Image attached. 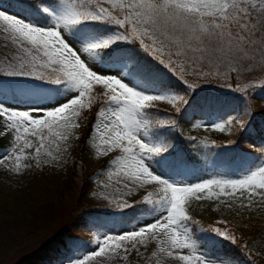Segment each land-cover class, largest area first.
Here are the masks:
<instances>
[{
    "label": "rangeland",
    "instance_id": "obj_1",
    "mask_svg": "<svg viewBox=\"0 0 264 264\" xmlns=\"http://www.w3.org/2000/svg\"><path fill=\"white\" fill-rule=\"evenodd\" d=\"M261 2H264V0L241 2L240 6L249 10V14L252 17L250 23L257 24L254 32L248 33V36L255 44L248 48L247 58H235L230 64L227 61L216 60L209 63L207 59L201 63L198 60L199 53L190 51L177 57L175 54L177 51L176 47L170 43L166 35L161 34L152 25H139L138 27L141 30L144 27H148L150 35L155 37V44L147 36L135 37L131 34L129 35L135 38L139 44L140 40L143 39L145 46L162 47V52H158L155 55L151 52L147 53L158 64H161V59L164 60L165 64L171 60L172 66L176 68L175 74L177 76L182 75L184 79L194 85L216 92L232 89L242 90L253 86L260 87L264 85V27L259 24L261 19L259 5ZM253 3L256 4L255 9L252 8ZM36 4L41 12H43V7L62 8L64 6L61 0H38ZM102 6L110 7L106 3L102 4ZM0 11H4L6 14L15 16L18 19H23L25 22H31L36 26L48 27L54 24L53 18L48 14L50 23L40 24L1 6ZM113 14L123 16V13L118 9ZM5 27L4 22L0 21V81L11 80L17 82L20 80L25 81L24 83L29 82L33 87H28V89L19 88L20 90L26 89L23 91L29 90L27 94L35 98V100L29 103H18L11 102L0 95V105L9 110L28 111L39 118L43 115V111L48 110L50 107L58 106L57 101L66 102L65 96L71 98L73 94L66 91V83L59 85L48 83L56 79L57 76L63 79L62 73L58 71L60 65H52L48 68L36 66V71L33 75H9L8 73L11 72H31L33 65L31 57L23 50L24 48H31V45L18 38L14 40L10 30L8 32L4 31ZM109 32L123 33L115 29ZM121 43L123 42L118 44ZM32 54L40 55L41 60L46 59L42 54L36 53L34 49ZM193 60L196 61V64L194 67L189 68L186 61L190 63ZM161 65L164 66V64ZM180 67L185 68L183 73H180ZM233 67L236 71L232 70ZM53 69L57 71H53ZM96 70L101 74L117 75L118 78L122 77L124 82L129 83V86L145 91L148 94L167 90L145 86L136 78L133 79L132 76L125 75L120 68L103 67V64L99 61L97 62ZM198 72L202 74H198ZM41 74H43L42 79L36 78ZM0 90L2 92H10L13 88L0 85ZM105 91L102 85H94L92 92L89 94L91 104L94 100H100L104 103L101 109L104 110L107 119L103 117L97 118L87 142L82 162L79 165H73L72 158L75 155V146L81 131V124L90 108L78 110L80 115L72 118L74 122L79 124V127L71 129L67 140H57L47 130H44L43 135L47 136L48 139L43 141L44 147L39 154L35 151L41 143L38 138L24 134L21 131L19 135H23L25 139L18 141L16 139L18 133L15 132L14 128L7 127L11 122L6 121L4 117H0V141L4 145L3 148H0V264L20 263L38 247L46 236L44 235L45 233L54 232L63 224L74 206L82 181L86 183L85 193L82 196L83 204L113 213L125 208L122 207L123 205H129L144 198L146 195L151 194L150 197L153 201L160 199L164 195L163 185L155 182L147 184L142 182L133 183L126 180L122 174L120 176L116 175L117 165L114 161H118L120 157L124 156V153L120 152L121 149L116 148L108 151L107 146L102 142L103 138H106L105 125L110 124L115 119L110 109L116 107V105L107 102ZM152 104V107L171 112L176 111L175 107L168 101H155ZM34 109H41L42 111L34 113ZM228 121L198 122L197 127L203 131L216 130L212 127L214 124H227ZM230 127L231 125L226 126L225 131L229 130ZM56 130L58 129H54V131ZM138 135L149 143L147 137L143 136V132L138 133ZM25 140L32 144L31 148L25 147ZM18 156L20 157L19 161H17ZM143 159L154 169L156 174H159L145 154ZM104 161H107L106 167L100 168ZM262 162H264V159L253 170L260 166ZM18 163L19 168L17 167ZM249 173L250 171L233 176L207 173L188 182L169 181L183 186L209 179L238 180ZM125 184H127V187H125ZM218 191V189H213V192ZM228 191L230 192L231 190L229 189ZM256 191L261 192L264 190ZM199 195L202 196L199 200L195 197L188 199L185 205L186 210L190 205H194L206 213H213L219 219L229 218L237 223L244 222L243 224H245L250 215L249 212L256 215L264 209V199L260 195L249 196L247 191L244 192L243 196L237 193L235 197H209L207 192ZM155 208L156 205H154L152 213L140 215L131 223L119 226L113 231L95 232L88 235V243L79 252L54 264H73L74 261L83 260L90 252L98 251L101 244L105 246V253L100 257H90L85 261V264H183L178 259L179 255H202L205 257L201 253H193L191 249H171L166 243V237L160 232L148 233L145 237L137 238L134 242H121L122 247L116 251L109 249V245L105 243V237H115L126 231L138 230L145 226L146 223L154 222L156 218L166 215V212L156 211ZM38 215H43L46 222H48L47 228L41 233L33 230L32 219ZM251 237L249 250L255 258L256 264L258 261L264 260V229ZM133 244H135V247H133ZM162 249L164 250L162 251ZM169 251L173 253L171 256L168 254ZM205 260L206 264L207 261H215L216 264H225V262L226 264H236L229 259L223 258L211 259L205 257Z\"/></svg>",
    "mask_w": 264,
    "mask_h": 264
},
{
    "label": "snow or ice",
    "instance_id": "obj_2",
    "mask_svg": "<svg viewBox=\"0 0 264 264\" xmlns=\"http://www.w3.org/2000/svg\"><path fill=\"white\" fill-rule=\"evenodd\" d=\"M241 2L246 3L247 0H61L64 5L62 8L43 7L42 9L53 18V26L48 27L36 26L0 11V21L6 25L4 31L10 30L14 40L18 38L31 45V48L23 50L31 57L33 70L8 74L33 75L36 66L48 68L52 65H60L58 71L62 73L63 79L57 76L52 83L58 85L66 83V91L73 94L71 98L65 96L66 102L57 101L58 106L43 111V115L39 118L28 111L9 110L0 105V117L11 122L7 127L14 128L18 133L16 139L18 141L25 139L23 135H19L21 131L38 138L41 143L35 149L37 154L44 147L43 141L48 139L43 135L44 130L57 140H67L71 129L79 127L72 118L80 115L78 110L91 107L89 94L94 85H102L106 90L104 94L107 96V102L116 105L115 108L110 109L115 119L105 125L106 138H103L102 142L107 146L108 151L116 148L124 153L118 161H114L117 165L116 175L122 174L126 180L133 183L155 182L164 186V195L160 199L153 201L149 194L144 196L143 200L147 204L156 205L155 210L166 212V215L156 218L154 222L146 223L138 230L126 231L115 237H105V243L109 245L110 250L120 249L121 242H134L148 233L160 232L166 237V243L171 249H191L195 253V243L191 240L189 229L185 226V222L191 219L185 207L189 198L195 197L199 200L202 198L199 194L205 192L209 197H235L237 193L243 196L247 191L249 196L260 195L264 199V191H256L264 190V162L238 180L209 179L180 186L156 174L154 169L145 162L143 156L144 154L159 156L167 152L168 147L158 143H147L138 135L143 132L144 137L149 136L150 122L141 117L155 101H168L179 111L181 104L189 103L186 94L180 95L175 90L148 94L129 86L122 77L101 74L96 70L97 62L102 61L103 67L120 68L125 75L135 79L138 68L133 67L127 70V61L132 59V55L121 50L118 43L128 41L131 34L135 37L147 36L155 44V37L150 35L148 27L141 30L139 25H152L161 34L166 35L170 43L176 47L177 57L190 51L199 53L198 60L201 63L205 59L209 63L216 60L227 61L229 64L235 58L245 59L248 57V48L255 44L248 33L254 32L257 24L250 23L252 17L248 8L240 6ZM104 3L110 7H103ZM252 8H256L255 3L252 4ZM117 9L123 13L122 17L113 14ZM259 9L261 12L259 24L264 27V2L260 3ZM96 23L114 24L125 29V32L110 33L107 29L91 26ZM140 45L146 52H151L153 55L162 52V47L145 46L143 39L140 40ZM33 49L46 59L41 60L40 55H33ZM160 63L164 64L169 71L176 73L171 60L165 64L161 59ZM186 63L189 68H192L196 61L193 60L190 63L186 61ZM232 70L236 71L234 67ZM53 71L57 70L53 69ZM184 71L185 68L180 67V73ZM198 74L202 73L198 72ZM36 78L42 79L43 74ZM178 79L182 80L189 89L195 87L182 75H178ZM33 111L36 113L42 110L34 109ZM101 117L107 119L103 109L97 115L98 119ZM156 123L160 127L176 125L175 120H158ZM233 123L240 127L244 126L242 118L234 117L227 124L217 123L212 127L222 132L226 126ZM54 129L58 130L54 131ZM25 147L31 148L32 144L25 140ZM19 160L18 156L17 161ZM17 167L19 168V163ZM214 188L219 191L213 192ZM122 207L131 206L123 205ZM212 231L225 240L236 242L235 237L226 231L219 229H212ZM105 251L104 244H101L98 251L90 252L83 260L74 261L73 264H85L90 257H100ZM168 254L171 256L173 253L169 251ZM178 259L183 264H206L205 257L202 255H179ZM207 264H216V262L207 261Z\"/></svg>",
    "mask_w": 264,
    "mask_h": 264
},
{
    "label": "trees",
    "instance_id": "obj_3",
    "mask_svg": "<svg viewBox=\"0 0 264 264\" xmlns=\"http://www.w3.org/2000/svg\"><path fill=\"white\" fill-rule=\"evenodd\" d=\"M38 0H0V6L18 13L30 21L40 24L50 23L47 14L37 7ZM92 27L125 32L118 26L93 24ZM118 47L132 55L127 61L128 70L138 68L135 78L145 86L178 91L185 95L188 104H181L179 111H167L151 107L145 111L142 119L148 120L150 144H162L168 147L167 152L159 156L145 154L155 170L167 180L188 182L203 174H223L225 176L241 175L253 170L264 159V85L248 87L242 90L212 91L195 85L189 89L178 76L153 60L140 46L139 42L129 35L126 42ZM102 64V61H99ZM1 80L0 85L13 88L0 95L11 102L29 103L35 100L30 97L29 82ZM52 83V82H48ZM24 87L26 89L20 90ZM220 91V90H217ZM104 103L94 100L81 124L77 138L73 165H79L86 151L87 142L97 121V115ZM242 118L244 126L235 123L227 131H203L197 127L198 122H214ZM158 120H175V127H160ZM4 145L0 141V148ZM122 153V151L120 150ZM107 161L101 164L105 168ZM85 175V174H82ZM86 183L81 182L74 206L66 220L54 232L46 235L38 247L18 264H54L63 261L79 252L88 243V235L95 232L113 231L117 227L131 223L140 215L152 213L153 204H147L143 198L130 203L116 213L91 208L82 202ZM151 199V197H150ZM191 219L185 222L196 251L211 259H229L236 264H255V258L249 250V240L264 229V209L258 214H251L244 222L237 223L232 219H219L213 213H206L197 206L187 209ZM221 220V221H219ZM33 230L41 233L47 228L43 215L32 219ZM212 229L226 231L235 237L236 242L225 240ZM43 235V236H44ZM254 261V262H253ZM263 261V262H262ZM256 264L263 263L264 260Z\"/></svg>",
    "mask_w": 264,
    "mask_h": 264
}]
</instances>
